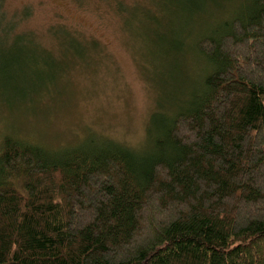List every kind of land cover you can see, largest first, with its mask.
Wrapping results in <instances>:
<instances>
[{"label":"trees","instance_id":"1","mask_svg":"<svg viewBox=\"0 0 264 264\" xmlns=\"http://www.w3.org/2000/svg\"><path fill=\"white\" fill-rule=\"evenodd\" d=\"M167 1L227 7L189 37L200 89L158 104L139 150L95 136L49 150L6 134L0 264H264V0ZM22 54L0 51L5 66ZM34 72L37 93L55 73Z\"/></svg>","mask_w":264,"mask_h":264},{"label":"rangeland","instance_id":"2","mask_svg":"<svg viewBox=\"0 0 264 264\" xmlns=\"http://www.w3.org/2000/svg\"><path fill=\"white\" fill-rule=\"evenodd\" d=\"M202 7L0 0V51L26 53L20 67L5 66L0 56V141L10 134L61 150L95 136L145 148L158 104L166 110L200 89L203 59L189 53V37L209 30L227 10L220 1ZM34 69L55 73L37 93L30 88Z\"/></svg>","mask_w":264,"mask_h":264}]
</instances>
